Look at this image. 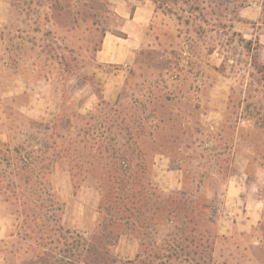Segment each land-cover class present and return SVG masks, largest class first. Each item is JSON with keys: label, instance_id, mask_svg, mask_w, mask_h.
I'll list each match as a JSON object with an SVG mask.
<instances>
[{"label": "rangeland", "instance_id": "1", "mask_svg": "<svg viewBox=\"0 0 264 264\" xmlns=\"http://www.w3.org/2000/svg\"><path fill=\"white\" fill-rule=\"evenodd\" d=\"M112 49L123 60L103 62ZM255 57L264 66V0H0V264L95 262L79 244L97 246L100 194L94 182L74 187L49 131L57 123L75 136L66 114L97 119L99 103L120 102L150 119L173 111L192 133L221 123L231 98L260 112L262 146L255 154L243 142L249 132L239 133L237 168L215 200L211 264H264V73ZM151 165L156 187H183L167 155ZM138 251L132 235L111 247L122 262Z\"/></svg>", "mask_w": 264, "mask_h": 264}, {"label": "trees", "instance_id": "2", "mask_svg": "<svg viewBox=\"0 0 264 264\" xmlns=\"http://www.w3.org/2000/svg\"><path fill=\"white\" fill-rule=\"evenodd\" d=\"M242 42L251 49L252 41L243 38ZM255 60L259 72L264 73V66L259 67L260 61ZM232 100L221 123H198L192 133L187 132L188 123L173 111L168 119L158 113L150 119L141 109L132 111L120 102L99 103L97 119L94 114L90 118L66 114L76 120L72 125L75 136L59 132L57 123L49 127L52 137L62 141L53 142L55 159L69 164L74 187L94 182L100 194L97 246H90L85 238L79 244L87 258H95L92 264L213 262L214 243L220 236L215 200L237 168L239 133L249 132L243 142L255 154L262 146L256 130L260 112L250 106L232 107ZM157 154L167 155L183 172L181 189L164 190L154 185L151 163ZM246 156L249 165L258 163L256 155ZM25 168L33 172L30 165ZM124 235L139 241V251L133 260L122 262L112 256L111 247Z\"/></svg>", "mask_w": 264, "mask_h": 264}, {"label": "crops", "instance_id": "3", "mask_svg": "<svg viewBox=\"0 0 264 264\" xmlns=\"http://www.w3.org/2000/svg\"><path fill=\"white\" fill-rule=\"evenodd\" d=\"M112 41H113V39H112ZM134 48H135V46H133L131 48V50H133ZM122 58H123L122 57V50L120 51V49L119 50L118 49L117 50H113L112 49L111 52L109 53V55L106 58H104L103 62L115 63V62H119L120 60H123ZM254 196H256V195L255 194H249L248 198L249 197H254ZM238 198L243 200V203H244V201L247 200L246 192L242 193V195H240ZM234 202L236 203V198L230 199V197H229V204L230 203L233 204ZM245 210H247V212L245 213L246 214V221H247V224L249 223V227H250L254 223L253 216L250 217L251 216V214H250L251 212L249 211L248 207H246ZM245 227H248V225L245 226ZM6 237H7V230L1 228L0 229V239H4ZM0 255H2L1 252H0ZM3 260H4L3 262L6 263L5 256H3Z\"/></svg>", "mask_w": 264, "mask_h": 264}]
</instances>
